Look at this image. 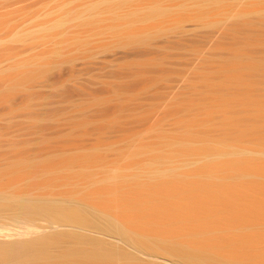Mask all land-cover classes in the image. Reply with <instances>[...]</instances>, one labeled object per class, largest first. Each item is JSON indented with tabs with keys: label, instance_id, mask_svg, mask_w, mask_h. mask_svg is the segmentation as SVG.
<instances>
[{
	"label": "rangeland",
	"instance_id": "obj_1",
	"mask_svg": "<svg viewBox=\"0 0 264 264\" xmlns=\"http://www.w3.org/2000/svg\"><path fill=\"white\" fill-rule=\"evenodd\" d=\"M206 1L0 0V264L52 231L51 257L87 241L108 264L264 250V223L214 222L264 188V0Z\"/></svg>",
	"mask_w": 264,
	"mask_h": 264
},
{
	"label": "bare ground",
	"instance_id": "obj_2",
	"mask_svg": "<svg viewBox=\"0 0 264 264\" xmlns=\"http://www.w3.org/2000/svg\"><path fill=\"white\" fill-rule=\"evenodd\" d=\"M206 1V0H205ZM209 1H211V0H209ZM209 1H208V3H209ZM116 2V1H115ZM119 2V1H118ZM207 2V1H206ZM212 3H215V2H213V1H211ZM202 3V2H201ZM200 3V4H201ZM203 4V3H202ZM204 6V5H203ZM203 6H202V8H203ZM156 7V6H155ZM151 9V8H150ZM154 10H156V8H153ZM157 9H158V7H157ZM158 11H159V9H158ZM161 11V10H160ZM162 12H164V10L162 11ZM161 12V13H162ZM145 13V12H144ZM148 13H149V10H148ZM166 13V12H165ZM165 13H164V15H165ZM146 14V13H145ZM160 14V13H159ZM130 15V14H129ZM146 15H148V14H146ZM128 16V15H127ZM155 16V15H154ZM157 16V15H156ZM160 16H162V15H160ZM149 17V16H148ZM147 17V18H148ZM128 18V17H127ZM126 18V19H127ZM130 18V17H129ZM132 18V17H131ZM145 18V17H144ZM143 18V19H144ZM150 18H151V15H150ZM149 18V19H150ZM137 19H138V17H137ZM130 20V19H129ZM145 20V19H144ZM132 22V21H131ZM55 25V24H54ZM56 25H58V24H56ZM56 25H55V27H56ZM54 27V28H55ZM60 27V26H59ZM58 28V27H57ZM56 29V28H55ZM252 43L250 42V41H246L245 42V44H244V46H245V48H251L252 46ZM253 47H255V46H253ZM253 49V48H252ZM216 153V152H215ZM218 154H220L219 152H218ZM218 154H215L214 156H218V157H220ZM221 155V154H220ZM212 155H208V157H211ZM222 157V156H221ZM220 157V158H221ZM212 158H213V156H212ZM217 158V157H216ZM14 165V164H13ZM13 165H12V167H13ZM17 165V164H16ZM18 166V165H17ZM17 166H14V167H17ZM19 166H20V164H19ZM18 166V167H19ZM14 167L13 168H10L11 170L13 169L14 170ZM18 169V168H17ZM235 170V168H232V171L234 172V170ZM249 168H243L242 169V172H241V176H251L252 175V172H250L251 170L249 169ZM262 170V169H261ZM264 171V170H263ZM262 171V172H263ZM0 173H2V172H0ZM254 174V173H253ZM1 175V174H0ZM234 175V174H233ZM239 176V175H238ZM211 177H217L215 174H211L210 175V178ZM255 189V188H254ZM249 194H248V196H247V198H245L244 199V197H246V196H244V197H241V198H243V200H246L247 199V201H244L243 202V200L241 201V199H238V200H240V201H238V200H236L233 196H231L230 195V203H231V206H230V209H231V207H232V211L234 212V213H232L231 214V210L230 211H228L227 210V212L220 218V219H217V218H215V220L216 221H214L215 223H216V225H217V227H222V228H225V227H234V228H241V229H244V228H251V226H253V225H255V224H258V223H256V222H259V223H264V188L262 187V186H260L259 188H258V186H257V189H255V190H251V192H248ZM224 195H225V193H224ZM250 196V197H249ZM6 199V198H5ZM1 200H3V198L1 199ZM4 203H5V201H4ZM15 202H13V204H14ZM22 202H20V204H21ZM24 203V202H23ZM26 203V202H25ZM8 204V203H7ZM11 204V203H10ZM12 205V204H11ZM16 205H18V204H16ZM59 205V204H58ZM19 206H23V205H19ZM27 207H29V208H36V206L35 205H33V204H27L26 205ZM55 206V205H54ZM183 207V206H182ZM184 207H186V206H184ZM183 207V208H184ZM22 208V207H21ZM44 208H46L45 206H44ZM49 208H50V205H49ZM55 208V207H54ZM58 208V207H57ZM183 208H181L182 210H183ZM222 207H220V208H218L217 210H219V209H221ZM48 209V208H47ZM63 209V208H62ZM187 211H185V212H190V215H192V216H194L195 218H198L199 216H202V217H206V216H208L207 214H209V213H212L213 215H215V212L217 211H215L214 212V209H208L206 206H204V205H202V204H200V203H192V205H187ZM184 210H186V208L184 209ZM58 211V210H57ZM83 211H85V210H83ZM80 211H76V210H69V209H67V208H64L63 209V213L65 214V216L66 215H68V216H70V217H72V218H76V220L77 219H79V218H81V215H80V213H82V212H80ZM184 212V211H183ZM188 212V213H189ZM63 213H62V215H63ZM187 213V215H189ZM228 213H229V215L231 216V218H229L230 216L228 215ZM183 213H177V212H175V217H173V219L174 218H179L181 215H182ZM177 215H178V217H177ZM180 215V216H179ZM155 216V215H154ZM173 216V215H172ZM184 216L186 217V214L185 215H182L181 217H180V220H184ZM64 217V216H63ZM88 218V217H87ZM171 218V217H170ZM182 218V219H181ZM160 219V220H159ZM159 219L157 218V216H155V218H154V220H156V222L157 223H159V224H163V223H161V221L163 222V218L162 217H159ZM76 220H74L75 222H76ZM79 221V220H78ZM212 224H214V223H212ZM210 227V226H209ZM208 227V228H209ZM137 229H139V228H137ZM154 229V228H153ZM184 229L186 230V231H189V232H191V233H195V231H197V230H200L199 229V226L197 227V226H195V225H192V224H190V225H186V226H184ZM28 232V231H27ZM52 232H54V231H52ZM26 233V232H25ZM47 233H49V232H47ZM22 234V233H21ZM45 234V233H44ZM44 234H42V235H40V236H42V237H39V239L36 237V238H34V239H32V240H30L31 242H28V244H25V243H23L24 245L23 246H20V248H17V249H15V252H16V254H17V256L19 255L20 256V258H21V260H18V261H21L22 263H26V264H40V263H42V262H49V263H51V262H54V260H56L57 261V263H58V261L60 262V263H71V264H108V263H106V260H107V258H110L113 254H110V252H108L107 254H109V257H107V254H106V251L104 250V248L102 249V247H100V246H98L97 244H93V243H90V242H87V241H84V242H82V244H84L85 246L84 247H87V248H85V249H87V250H85V249H82V245L80 246L79 244V247H81V250H79V249H74V247H75V245H73L72 247H73V250H71L70 252H67V253H64L65 252V250H64V252H61V253H59L56 257H51L52 255H50L51 254V252H48V249H49V245H50V239H47V238H51V237H53V236H51V235H49V237H43L44 236ZM53 235H55V234H53ZM259 237V239L260 240H262V239H264V236H261V235H259L258 236ZM36 239V240H35ZM53 240L54 239H52V241H51V243H53ZM80 241V240H79ZM78 242V241H77ZM27 243V242H26ZM79 243H81V242H79ZM218 243V242H217ZM207 244H211V243H207ZM199 245V244H198ZM212 245H219L220 247H222L223 249L224 248H227V249H225L226 250V252H224L223 254H225V256H227V257H229V259H227L228 261H230V262H228L229 264H233L234 262L235 263H241V264H244V262H247V261H252V262H254V263H256V264H264V250H262V251H256L253 247H251V246H248V245H239V244H236L234 241H233V239H228L227 241H225V242H223V243H218V244H212ZM212 245H201V246H197V245H195L196 246V249L197 250H204V251H207V252H212V251H209V250H212L211 249V247H212ZM18 246V247H19ZM10 247V246H9ZM8 247V249H10ZM12 247H14V246H12ZM17 247V245L15 246V248ZM52 247V246H51ZM7 248V247H6ZM5 248V249H6ZM66 248H68V247H66ZM65 248V249H66ZM76 248H77V243H76ZM209 249V250H208ZM229 249V250H228ZM109 250V249H108ZM8 252H10L9 254H11L12 256L14 255V254H12V253H14V250L12 249H10V250H7ZM11 251H12V253H11ZM63 251V250H62ZM224 251V250H223ZM230 251V252H229ZM113 252V251H112ZM5 253V252H4ZM229 253H231V254H229ZM6 254V253H5ZM16 254H15V256H16ZM199 254H201L202 256L203 255H208V254H206V253H204V252H199ZM199 254H197L196 256L197 257H199ZM7 255V254H6ZM10 255V257H12ZM221 255V254H220ZM18 256V257H19ZM221 256H223V255H221ZM206 257V256H205ZM7 258H9V256L7 257ZM13 258H16V257H13ZM13 258H11V259H13ZM56 258H59V259H56ZM207 258V257H206ZM208 258H210V256H208ZM3 259V258H2ZM11 259H10V261H11ZM18 259V258H17ZM16 259V260H17ZM54 259V260H53ZM14 260V259H13ZM16 260H14V261H16ZM52 260V261H51ZM112 260V259H111ZM120 260H121V256H120ZM55 261V262H56ZM54 262V263H55ZM107 262H110V261H107ZM15 263V262H14ZM45 263V264H46ZM111 263V262H110ZM3 264V263H2ZM43 264V263H42ZM129 264V263H128Z\"/></svg>",
	"mask_w": 264,
	"mask_h": 264
},
{
	"label": "water",
	"instance_id": "obj_3",
	"mask_svg": "<svg viewBox=\"0 0 264 264\" xmlns=\"http://www.w3.org/2000/svg\"><path fill=\"white\" fill-rule=\"evenodd\" d=\"M55 232H49V233H47V234H44V236L43 237H48L49 235H53Z\"/></svg>",
	"mask_w": 264,
	"mask_h": 264
}]
</instances>
